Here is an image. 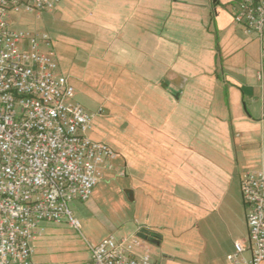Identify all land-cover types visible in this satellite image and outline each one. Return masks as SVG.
Wrapping results in <instances>:
<instances>
[{"label": "crops", "instance_id": "crops-1", "mask_svg": "<svg viewBox=\"0 0 264 264\" xmlns=\"http://www.w3.org/2000/svg\"><path fill=\"white\" fill-rule=\"evenodd\" d=\"M238 1L63 0L56 10L81 26L84 66L104 81L108 116L130 129L129 141L114 144L120 157L104 180L127 178L120 201L131 203L134 228L116 227L120 214L110 206L107 229L140 238L138 252L156 264H180L162 249L167 236L200 228L212 214L237 230L240 176L264 165L260 42L234 21ZM86 70L80 79L70 67V78L85 84L93 76ZM140 228L159 234V244ZM234 242L246 246L248 262V229ZM234 251L225 264H236Z\"/></svg>", "mask_w": 264, "mask_h": 264}, {"label": "built area", "instance_id": "built-area-1", "mask_svg": "<svg viewBox=\"0 0 264 264\" xmlns=\"http://www.w3.org/2000/svg\"><path fill=\"white\" fill-rule=\"evenodd\" d=\"M63 0H0V264H36L32 242L45 222L64 217L79 228L69 203L91 199L118 154L87 136L93 115L71 101L74 87L59 69L48 32L14 28L13 12H51ZM234 21L260 42L264 68V0H239ZM259 77L262 78L263 72ZM248 244H235L236 264L264 261V165L240 176ZM138 237L109 235L90 243L81 264H156Z\"/></svg>", "mask_w": 264, "mask_h": 264}, {"label": "rangeland", "instance_id": "rangeland-1", "mask_svg": "<svg viewBox=\"0 0 264 264\" xmlns=\"http://www.w3.org/2000/svg\"><path fill=\"white\" fill-rule=\"evenodd\" d=\"M57 8L58 6L52 13L48 11L13 12L9 20L17 29L49 33L53 40L55 56L59 51L60 58H56L61 66L68 70L67 73L63 71V74L68 77L74 87V96L71 101L80 103L93 115L91 129L87 132L88 138L94 142L108 144L120 157L114 144L129 141L127 137L130 129L126 122L118 118L117 113L108 116V109L104 106V81L97 76L95 67L84 66L80 51L84 47L83 40L76 38L82 36L81 26L73 22L70 17L61 16L57 13ZM70 67L80 79L83 78L81 71L83 72L84 69H87L84 76L85 74L93 76L88 77V82L85 84H75L70 78ZM108 92L111 93V90ZM115 162L116 160L114 164ZM105 182L103 177L93 192L91 199H95V205L90 203L91 199L75 200L69 203L72 217L79 222V228L71 225L68 217H64L61 222L43 223L44 230L32 242L33 258L36 264H81L89 261L91 259L89 244L97 243L110 235L107 229V225L110 224L108 216L111 217L110 206L115 207L118 210L117 214H120L118 216L120 218L112 217L116 227H123L125 231L134 228L131 203L126 199L120 201L124 198L122 187L127 185V178L117 175L111 185ZM241 203L239 221H236L238 231L228 221L227 223L225 220H220L212 214L199 222L200 228L194 229L195 231L191 230L181 235L177 232L168 235L162 246L163 251L180 264L227 263V249L235 246L234 241L237 237L243 240L247 235V227L242 221L244 217L242 198ZM118 233L116 237L119 236ZM261 264H264V261Z\"/></svg>", "mask_w": 264, "mask_h": 264}, {"label": "trees", "instance_id": "trees-1", "mask_svg": "<svg viewBox=\"0 0 264 264\" xmlns=\"http://www.w3.org/2000/svg\"><path fill=\"white\" fill-rule=\"evenodd\" d=\"M138 235L143 237L147 241L159 244L160 235L157 234V233L152 232L151 230H149L147 228H140L139 231H138Z\"/></svg>", "mask_w": 264, "mask_h": 264}]
</instances>
